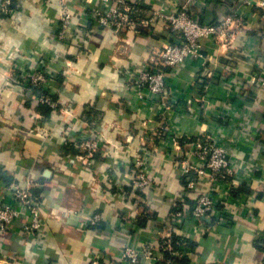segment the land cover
I'll return each instance as SVG.
<instances>
[{
  "label": "crops",
  "instance_id": "obj_1",
  "mask_svg": "<svg viewBox=\"0 0 264 264\" xmlns=\"http://www.w3.org/2000/svg\"><path fill=\"white\" fill-rule=\"evenodd\" d=\"M125 1L137 21L115 32L89 17L100 0H0V201L14 187L33 190L40 219L27 232L22 211L0 233V264H118L124 245L150 246L145 263L154 264L169 235L187 242L182 264H264V81L253 83L264 80V0ZM179 9L202 23L239 24L232 38L203 39L169 71L161 99L148 97L126 72L180 42L162 16ZM63 12L72 20L58 39ZM35 71L55 107L31 92ZM217 133L227 183L206 174L188 189L181 167L195 162L192 141ZM92 136L98 147L87 158L76 146ZM69 141L74 161L63 150ZM139 174L149 179L143 189ZM205 193L217 202L208 216L189 212L172 224L171 213L192 211ZM93 215L100 220L87 224Z\"/></svg>",
  "mask_w": 264,
  "mask_h": 264
},
{
  "label": "built area",
  "instance_id": "obj_2",
  "mask_svg": "<svg viewBox=\"0 0 264 264\" xmlns=\"http://www.w3.org/2000/svg\"><path fill=\"white\" fill-rule=\"evenodd\" d=\"M1 11L5 12L6 7L2 8ZM156 13L161 14L160 11ZM162 16L167 21L166 29L172 34L177 33L180 36V42L166 45L156 54V59L151 65L140 70H135L133 67L129 68L125 76L127 83L132 89L156 99H161L166 92V76L169 71L181 65L188 57L196 54L203 39L226 40L229 37L232 38L239 24V20L232 16H228L217 23H202L198 19L191 17L185 9H179L173 14ZM89 17L94 19L95 24L99 28L115 32L130 29L137 21L131 16L125 0H100L99 5L90 11ZM71 20L72 15L63 12L60 22L61 27L57 34L58 39L64 38V33L71 24ZM139 23L143 25L146 20H139ZM45 78L44 73L41 71H35L28 75L30 84L37 91L35 99L43 105L55 107V102L43 93L45 90ZM263 81L261 77L253 79V83L256 84H262ZM168 130V127H163L164 132L167 133ZM229 136L232 137L231 135ZM170 137L173 145H176L175 137L171 135ZM220 137L221 133H217L211 138L197 140L191 144L190 159L195 162L189 163L186 161L181 167L183 175L189 173L196 175V180L188 184V189H192L196 181L206 174L213 181L227 183L232 169L227 151L222 145L223 142ZM76 147L85 151L87 158H89L97 150V138L92 136L91 138L82 139ZM137 178L138 180L134 183L136 188L143 189L149 185V179L143 174H139ZM34 203L35 201L28 188L14 187L11 190L10 202L7 200L0 201V233L17 220L22 211H26L30 217L29 223L24 227L25 230L31 233L38 230L40 219ZM216 205L217 202L205 193L198 197L192 211L185 209L184 211L173 212L170 214V221L173 225L179 223L189 212H191V216L195 220L202 219L208 216ZM99 220L100 217L98 215H93L87 224L93 225ZM160 251L162 258L154 264H180L175 260L182 258L183 254L178 250H174L171 245L170 235L163 239ZM165 253L167 255L164 257ZM152 256L153 252L150 246L124 245L118 264H149L145 263V261L152 259ZM92 264H98V261H92Z\"/></svg>",
  "mask_w": 264,
  "mask_h": 264
},
{
  "label": "trees",
  "instance_id": "obj_3",
  "mask_svg": "<svg viewBox=\"0 0 264 264\" xmlns=\"http://www.w3.org/2000/svg\"><path fill=\"white\" fill-rule=\"evenodd\" d=\"M31 92L34 93V94H37V91L35 89H33V88L31 89ZM39 110L42 113H47L48 112L47 108H45L44 106H40ZM185 142L186 143H188V142L191 143L190 140L189 141H185ZM194 142L195 141H192V143H194ZM75 144H76L75 141L74 142L73 141H69L66 144V147L63 149L64 153L69 155V159L71 161H74L77 158L78 154H80L78 149L75 148ZM185 176L186 177H182L183 182L185 181V178H188L190 181H195L196 180V175L194 173H189V174H187ZM31 192H33L34 194L36 193L33 190ZM31 195H32V193H31ZM170 241H171V245L174 248V250H178L180 252H183V251H181L182 248H184L185 246L187 247V242L185 240H183L182 238H179V237H175L174 235L170 236ZM166 255L167 254L165 253L164 257ZM175 261H177L178 263L182 264V259L181 258L180 259H176Z\"/></svg>",
  "mask_w": 264,
  "mask_h": 264
}]
</instances>
